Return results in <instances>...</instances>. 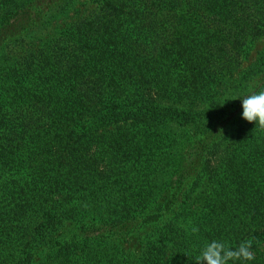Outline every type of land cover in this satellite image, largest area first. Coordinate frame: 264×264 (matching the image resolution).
<instances>
[{"label":"trees","instance_id":"obj_1","mask_svg":"<svg viewBox=\"0 0 264 264\" xmlns=\"http://www.w3.org/2000/svg\"><path fill=\"white\" fill-rule=\"evenodd\" d=\"M263 33L264 0H0V264H196L248 239L230 264H264L240 99L264 54L236 77Z\"/></svg>","mask_w":264,"mask_h":264},{"label":"clouds","instance_id":"obj_2","mask_svg":"<svg viewBox=\"0 0 264 264\" xmlns=\"http://www.w3.org/2000/svg\"><path fill=\"white\" fill-rule=\"evenodd\" d=\"M242 99V118L256 127L264 130V88L253 91ZM193 233L198 228H192ZM255 259L252 251V240H244L235 248L223 241L212 240L207 242L200 254L195 258L196 264H230L234 261H252Z\"/></svg>","mask_w":264,"mask_h":264},{"label":"rangeland","instance_id":"obj_3","mask_svg":"<svg viewBox=\"0 0 264 264\" xmlns=\"http://www.w3.org/2000/svg\"><path fill=\"white\" fill-rule=\"evenodd\" d=\"M83 0H81L82 2ZM86 2V0H84ZM55 2V1H53ZM52 3V2H51ZM49 7V4H46L43 9L38 10V16L44 15V13L47 11ZM39 9V8H38ZM55 27H49L47 31L52 30V28ZM44 33H46L44 31ZM40 34L37 35L39 37ZM13 39H10V41ZM264 54V33L259 38H257L254 42H252L251 46L247 49L246 53L244 54L243 61L241 67L236 72V77L242 76L245 72H248L250 70H253L256 68V66L259 64L260 58Z\"/></svg>","mask_w":264,"mask_h":264}]
</instances>
